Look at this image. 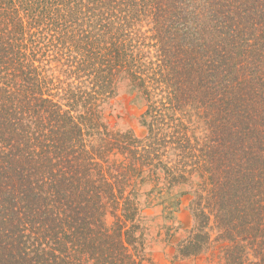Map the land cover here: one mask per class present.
Wrapping results in <instances>:
<instances>
[{"label":"trees","instance_id":"16d2710c","mask_svg":"<svg viewBox=\"0 0 264 264\" xmlns=\"http://www.w3.org/2000/svg\"><path fill=\"white\" fill-rule=\"evenodd\" d=\"M187 193L168 264H264V0H0V264H155Z\"/></svg>","mask_w":264,"mask_h":264},{"label":"rangeland","instance_id":"374dc122","mask_svg":"<svg viewBox=\"0 0 264 264\" xmlns=\"http://www.w3.org/2000/svg\"><path fill=\"white\" fill-rule=\"evenodd\" d=\"M107 123L114 129L131 130L137 136L145 134V128L140 119L145 110V102L135 93L129 92L126 86H122L116 97L106 105ZM190 190L188 186H181L177 191ZM192 194L187 193L183 196L182 208L177 214L174 225L177 230L172 237L167 233L166 228H162L163 218L157 217L160 214L159 209H148L146 211L147 230L145 235L146 252L149 258L155 264H168L174 255V250L178 240L194 224V215L190 209ZM182 264H195L193 260H182ZM200 263L206 264V260Z\"/></svg>","mask_w":264,"mask_h":264}]
</instances>
